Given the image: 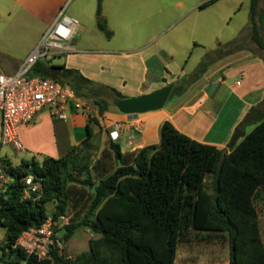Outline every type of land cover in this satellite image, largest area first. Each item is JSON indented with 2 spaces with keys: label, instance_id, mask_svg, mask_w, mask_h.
Wrapping results in <instances>:
<instances>
[{
  "label": "trees",
  "instance_id": "obj_1",
  "mask_svg": "<svg viewBox=\"0 0 264 264\" xmlns=\"http://www.w3.org/2000/svg\"><path fill=\"white\" fill-rule=\"evenodd\" d=\"M102 1L98 0V14ZM216 1L209 0L199 9ZM98 27L108 38L112 36L106 20H99ZM238 50L242 48L206 56L186 78L189 85L217 58ZM30 76L49 77L69 84L81 96L95 97L101 114L110 105L101 98L102 92L110 91L113 102L125 98L113 89L95 86L76 70L48 61L38 62ZM160 134V144L131 153H122L119 143L112 140L98 152L97 136L88 126L83 143L62 158H32L18 165L1 158L0 176L6 179L0 191V226L6 230L0 246L3 263L173 264L179 244L195 237L227 242L229 264H264L256 206L264 186V120L228 150L192 139L169 120L162 124ZM95 152L98 156L91 161ZM29 179L33 185L27 183ZM35 185L39 188L32 191ZM50 203L53 219L70 212L73 216L65 239L81 226L100 235L90 241L89 252L65 259L51 249L47 258H39L17 244L24 232L48 219Z\"/></svg>",
  "mask_w": 264,
  "mask_h": 264
},
{
  "label": "crops",
  "instance_id": "obj_2",
  "mask_svg": "<svg viewBox=\"0 0 264 264\" xmlns=\"http://www.w3.org/2000/svg\"><path fill=\"white\" fill-rule=\"evenodd\" d=\"M63 1L0 0V12L4 9L12 12L14 8L17 11L28 10L42 23L39 33H33L22 58L35 48L42 30L56 20ZM204 1L206 0L201 2L205 3ZM104 2L105 0L102 5ZM200 3L187 7L184 0H179L176 6L194 10L199 8ZM82 4L86 5V1H82ZM94 13L96 15L97 12H93V9L86 12L84 8L76 14L75 18L79 20L77 32L81 23L84 24L82 37L65 44L66 48L59 56L66 60L59 65L76 70L95 86L113 89L125 98L143 96L169 84H174L175 87L178 82L190 76L173 74L167 63L174 61L173 52L166 53V46L162 44L156 46V40L154 42L152 39L156 35L141 42L134 40L129 34L120 47L112 43V39L104 42L91 29L89 19ZM86 29L88 35L85 33ZM48 64L55 65L51 60ZM19 68L20 65L5 68V74H15ZM107 93L111 94L110 91ZM83 97L91 105L90 116L81 111H70L68 119L62 121L44 110L32 123L18 129L23 145L21 150L1 144L0 119V159L6 158L18 165L23 160L32 158H62L72 148L83 143L88 135V126L96 136H101L103 143L113 139L112 134L118 136L113 141L119 143L122 153H131L160 144L161 127L167 120L192 139L220 149H230L232 137L236 129L242 126L249 110L256 107L264 113V59L244 49L217 58L181 94L170 96L162 109L144 114L127 115L120 112L114 104H110L101 114L95 105V97ZM89 118H96L97 122L90 123ZM1 179L2 182L6 181L3 176H0V182ZM1 189L0 185V191Z\"/></svg>",
  "mask_w": 264,
  "mask_h": 264
},
{
  "label": "rangeland",
  "instance_id": "obj_3",
  "mask_svg": "<svg viewBox=\"0 0 264 264\" xmlns=\"http://www.w3.org/2000/svg\"><path fill=\"white\" fill-rule=\"evenodd\" d=\"M82 1H86L85 7L82 6ZM177 1L179 0H105L101 14H98L97 0H64L58 14L63 7L65 14L72 17H77L76 14L80 9L85 8L86 12L93 9V12L97 13L96 15L94 13V16L89 19L91 29L101 40L108 42L112 39L111 42L118 47L126 41L129 34L134 40L141 42L156 35L152 38L154 42L156 40V46L162 44L166 46V53L173 52L174 61H167L173 74L192 75L206 56L213 58L216 52L227 49L242 48L264 59V14H262L264 0H256L254 7L252 0H218L202 10L199 8L194 10L177 8ZM184 1L186 6H190L203 0ZM90 4L93 5L90 7ZM102 19L106 20L107 24L109 23L108 29L112 32L111 38H108L98 27V22ZM41 24L28 10L17 11V8H14L12 12L7 9L0 12L1 72L5 73V68L21 66L26 58H22L23 51L30 42L33 33H39ZM52 24L42 30L36 46ZM83 26L84 24L81 23L78 34L74 38L82 37ZM85 33L88 35V29ZM65 60L63 56L59 55H55L51 59L55 65L62 64ZM189 83L188 79L178 82L174 87L176 89L172 92L173 97L179 95L180 88L188 86ZM110 95L102 92L101 98L107 100L109 104H114ZM256 124H242L241 128L250 132ZM111 140L113 141V139ZM108 142L103 143L101 136L98 135L96 138L98 152L104 149ZM98 152L92 155L91 161L98 156ZM206 182L210 183L211 177H207ZM4 183L1 179L0 185L2 186ZM256 206L264 239V186L259 190ZM47 209L48 216L53 219V203L48 204ZM72 217L70 212L68 216H65V221H59L60 218L53 219L55 239L60 243L52 249H57L65 259H74L89 252L90 241L100 237L92 228L81 226L73 231L69 239H65L67 226L73 224ZM5 239L6 230L0 226V246L4 244ZM0 257H2L1 250ZM229 259L230 248L227 242L220 243L194 237L179 244L177 257L173 264H229ZM0 264H4L1 259Z\"/></svg>",
  "mask_w": 264,
  "mask_h": 264
},
{
  "label": "built area",
  "instance_id": "obj_4",
  "mask_svg": "<svg viewBox=\"0 0 264 264\" xmlns=\"http://www.w3.org/2000/svg\"><path fill=\"white\" fill-rule=\"evenodd\" d=\"M78 27L79 20L66 15L63 7L38 45L26 56L19 70L12 75L0 71L2 145H11L21 150L23 145L18 136V129L32 123L44 110H48L53 118L62 121L68 119L70 111H81L90 116L91 105L69 84L49 77L30 76L38 62L50 61L53 56L65 50V44L74 38ZM117 137L112 134L114 140ZM27 183L33 185L31 179ZM38 188L39 186L35 185L32 191ZM65 220V216L59 219L61 222ZM58 243L60 242L55 239L54 221L50 217L40 227L24 232L17 242L26 253L39 258H47L50 249Z\"/></svg>",
  "mask_w": 264,
  "mask_h": 264
},
{
  "label": "water",
  "instance_id": "obj_5",
  "mask_svg": "<svg viewBox=\"0 0 264 264\" xmlns=\"http://www.w3.org/2000/svg\"><path fill=\"white\" fill-rule=\"evenodd\" d=\"M173 89L174 84H169L143 96L118 99L114 101V105L120 112L127 115L144 114L147 112L160 110L169 100ZM263 120L264 113L261 112L258 108L252 107L244 118L243 124L260 123ZM245 135L246 133L242 130L241 127L237 128L230 142V148H233L237 144V142ZM119 164L121 165V163ZM216 195L217 192L214 193L215 200Z\"/></svg>",
  "mask_w": 264,
  "mask_h": 264
}]
</instances>
